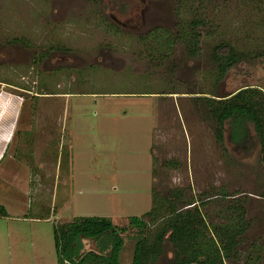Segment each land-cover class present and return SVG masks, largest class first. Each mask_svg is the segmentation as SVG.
Returning a JSON list of instances; mask_svg holds the SVG:
<instances>
[{"label": "rangeland", "instance_id": "374dc122", "mask_svg": "<svg viewBox=\"0 0 264 264\" xmlns=\"http://www.w3.org/2000/svg\"><path fill=\"white\" fill-rule=\"evenodd\" d=\"M261 8L0 0V89L24 100L0 164V206L10 212L0 216V264H59L56 228L87 216L121 229V264L136 251L142 264H264V137L251 151L228 134L221 142L212 114L247 86L264 90ZM194 22L199 54L185 39L168 46V34ZM222 40L245 53L244 75L215 76L210 55ZM131 216L146 220L142 233ZM179 219L193 230L174 243L168 228Z\"/></svg>", "mask_w": 264, "mask_h": 264}, {"label": "trees", "instance_id": "16d2710c", "mask_svg": "<svg viewBox=\"0 0 264 264\" xmlns=\"http://www.w3.org/2000/svg\"><path fill=\"white\" fill-rule=\"evenodd\" d=\"M256 1V0H255ZM264 7V0H260ZM264 8H261L263 10ZM198 22L188 24L185 30L175 35H167V44L171 46L175 41L185 39L191 56H196L201 50ZM157 39L161 34L151 32ZM150 38V37H149ZM263 47L257 56L264 61ZM199 54V53H198ZM168 55V53H166ZM210 59L215 64V76L226 77L229 72L241 76L246 73L244 67L245 53L240 51L235 43L222 40L214 45ZM231 95V94H230ZM219 107L212 114L217 123L216 135L221 142H225L228 134L230 141L240 147L252 150L261 141L264 130V90L258 86L245 87L225 99L219 100ZM5 206H0V216H7ZM130 223L137 225L142 233L146 227V220L139 216H131ZM56 228V250L59 264H121V253L125 246V238L119 227L111 218L106 216H87L73 222L69 227ZM193 228L187 219H179L170 223L169 239L180 243L188 239ZM93 239L98 250L85 251L86 240ZM213 259L202 260L195 258L186 264H216ZM132 264H142V254L136 251Z\"/></svg>", "mask_w": 264, "mask_h": 264}, {"label": "crops", "instance_id": "0c3cea01", "mask_svg": "<svg viewBox=\"0 0 264 264\" xmlns=\"http://www.w3.org/2000/svg\"><path fill=\"white\" fill-rule=\"evenodd\" d=\"M23 105L22 96L8 89H0V164L14 139ZM9 213L7 216H10Z\"/></svg>", "mask_w": 264, "mask_h": 264}]
</instances>
